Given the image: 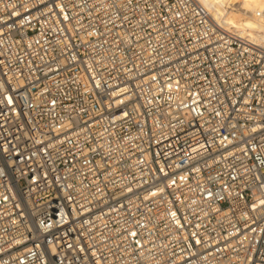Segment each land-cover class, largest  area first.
Returning a JSON list of instances; mask_svg holds the SVG:
<instances>
[{
    "label": "built area",
    "instance_id": "built-area-1",
    "mask_svg": "<svg viewBox=\"0 0 264 264\" xmlns=\"http://www.w3.org/2000/svg\"><path fill=\"white\" fill-rule=\"evenodd\" d=\"M0 264H264V46L200 0H0Z\"/></svg>",
    "mask_w": 264,
    "mask_h": 264
},
{
    "label": "bare ground",
    "instance_id": "bare-ground-1",
    "mask_svg": "<svg viewBox=\"0 0 264 264\" xmlns=\"http://www.w3.org/2000/svg\"><path fill=\"white\" fill-rule=\"evenodd\" d=\"M221 24L264 46V17L254 13L264 9V0H200Z\"/></svg>",
    "mask_w": 264,
    "mask_h": 264
}]
</instances>
